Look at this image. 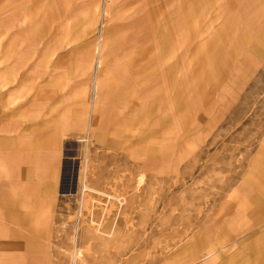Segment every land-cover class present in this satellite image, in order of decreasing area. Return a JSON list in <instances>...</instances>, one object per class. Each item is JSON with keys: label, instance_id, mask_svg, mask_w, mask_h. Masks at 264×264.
Here are the masks:
<instances>
[{"label": "rangeland", "instance_id": "obj_1", "mask_svg": "<svg viewBox=\"0 0 264 264\" xmlns=\"http://www.w3.org/2000/svg\"><path fill=\"white\" fill-rule=\"evenodd\" d=\"M82 1L86 9L92 8V0ZM142 2L144 7L141 5V8H145L146 1ZM23 3L22 0H0V6L3 4L5 7V14L0 18V31L4 29L6 34L14 36L22 44L18 51L26 52L22 56V62L17 64L19 69L13 72L15 74L19 71L27 74L31 71L33 64L28 61L29 56L34 51L37 54L44 51L43 47H36L28 55L29 34L20 33L21 23L27 20L22 19V15L18 13V7ZM51 8L54 12L62 10L63 18V0H52ZM99 8V21L89 38L94 37L96 42L93 47L95 62L98 59L95 48L100 39L103 40V46L107 45L105 52L111 47L106 36L108 20L102 23L101 29L99 25L105 13L104 0H100ZM108 8L110 17L114 20L112 23L119 26L120 31L124 30L128 38L132 32H136L133 31L134 28H141L139 17L135 16L134 0H112ZM219 9L233 22L234 27H251L252 24L261 30L235 31L230 33L229 39H222L219 43V55L221 60H227L222 64L224 76L210 79L209 75L201 71L190 77L186 73L181 75L178 126L171 120L172 112L168 106H163L165 101L162 95L145 94L160 93L161 90L156 91L152 87L142 90L141 98L145 100L146 109L139 110L138 114L153 115L147 107L149 103H157V122L154 115L148 119L147 136L159 140L158 150L165 153L164 158L143 159L144 157L129 153L135 149L133 146L121 144L134 130L140 128L141 122L136 119L133 124L127 123L126 131L124 130L127 113L123 109L124 106L133 107L134 100L127 95L121 96L122 92L112 94L105 110L100 113L96 126L92 127L93 124L90 123L89 110L83 123L76 121V106L85 104L82 106L90 109L88 103L91 104L94 93L92 76L95 64L90 67L89 59L85 61L82 54L71 53L61 70L54 72L63 71V143L61 149L56 150L57 159L40 160V168L48 169L49 165L54 167L55 183H61V176L64 174L61 193L56 189L54 196L56 200L63 201L62 208L60 203L54 213L61 216L60 222L53 224L59 238L51 241V244L47 243V246L61 249L62 252L58 251L55 256L50 257L53 259L52 263H58L60 253H63V263L87 264L84 254L96 243L100 264H155V259L181 244L189 231L198 227L202 232L209 231L210 223L200 224L198 221H202L211 210L217 209L219 200L223 198L219 194L226 195V192H216L215 189L219 185L228 189L232 184L241 182L242 165L246 160V153H250L252 148L243 142L253 132H262L264 129V0H229L228 5L224 4ZM98 11L97 8V13ZM97 13H94L91 24L95 22ZM128 15L130 18H127ZM132 19L138 22L133 21L129 25ZM60 33L53 36L55 47L51 56L59 49L58 45H63V32ZM255 34H258L260 41L258 48L248 51V48H242V35L247 40L255 37ZM234 35L236 37L232 38ZM55 36H58L57 40ZM122 38L123 35L115 36L116 41ZM140 42L134 38L131 43L139 46ZM196 47L198 46L195 45V49ZM232 47H237L236 60H231L228 56L227 50L232 51ZM156 48L157 46L155 50ZM182 50L181 56L184 55ZM124 52L116 53L115 63ZM133 54L131 50V55ZM155 54L156 52L153 56ZM124 60L128 64L125 66L124 62L120 66L119 75L98 93L96 105L92 104L95 110L111 95L106 90L109 86L115 84L126 87L132 69L137 71L135 65L130 64V51ZM105 65L108 71L112 67ZM129 65L133 68H129ZM184 66L181 62V68ZM253 88L258 91L252 92ZM162 114L167 115L160 123L158 119ZM34 122L38 124L39 120ZM175 136L180 137L178 144L171 143ZM142 147L149 150L150 145ZM153 150L155 154L156 149ZM44 178L37 180V187L42 181H48ZM63 215L66 216L67 223H63ZM189 216H196L197 223L188 224ZM39 225L49 226L44 223ZM81 230L87 234L83 238L80 235L76 238V232ZM93 234L98 239H91ZM109 253H114L113 257L110 255L113 260H108ZM37 263L41 262L37 260Z\"/></svg>", "mask_w": 264, "mask_h": 264}, {"label": "crops", "instance_id": "obj_2", "mask_svg": "<svg viewBox=\"0 0 264 264\" xmlns=\"http://www.w3.org/2000/svg\"><path fill=\"white\" fill-rule=\"evenodd\" d=\"M22 1L24 3L18 7V13L27 21L21 23L20 33L29 34L28 55L36 47H43L44 51L40 54L34 51L29 56L28 61L33 64L31 71L27 74L19 71L15 74L13 72L19 69L17 64L22 62V56L26 52L18 51L22 44L14 36L6 34L4 29L0 31V264H67L63 263V253H60L58 263H52L53 259L50 257L62 251L47 246V243L51 244V241L59 238L53 224L59 223L61 216L54 213L60 203L62 208L63 201L56 200L54 196L56 189L61 193L64 174L61 176V183H55L54 167L49 165L48 169L40 168L41 159H57L56 150L61 149L63 143V71L54 72L61 70L63 63L75 52L85 56V61L89 59L90 67L95 64L92 76L94 93L91 104L88 103L90 109L82 106L85 104L76 106V121L83 123L89 110L90 123L93 124L92 127L96 126L100 113L105 110L112 94L122 92L121 96L127 95L134 100L133 107L122 104L127 113L124 130L126 131L127 123L133 124L136 119L141 122L140 128L134 130L121 144H130L135 148L130 154L158 160L164 158L165 154L158 150L160 142L147 136L148 119L153 115L156 117L157 103H149L147 107L153 115L138 114L139 110L146 109L145 100L141 98L142 90L147 87L161 90L160 93L155 91L156 93L145 94L162 95L165 101L163 106H168L172 112L171 120L178 126L181 75L186 73L190 77L203 72L210 79L224 76L222 64L227 60H221L219 55V43L222 39H229L230 33L235 31L259 32L261 29L252 24L251 27H234L233 22L219 9L224 4L228 5L229 0H145V8H141V5L144 7L143 0H134L135 16L139 17L141 28H134L133 31L136 32H132L133 37L131 35L128 38L124 30L120 31L119 26L112 23L114 20L111 19L108 8L112 0H104L106 8L99 25L101 29L102 23L108 20L106 36L111 47L105 52L107 45L103 46V40L100 39L95 48L98 57L95 62L93 47L96 42L94 37L89 38L99 21L100 0H92L91 9H86L81 0H63V18L62 10L52 11V0ZM94 13H97V17L91 24ZM4 14L5 7L1 4L0 18ZM129 15L127 18H130ZM138 20L132 19L129 25ZM60 32H63V45L61 42L59 49L51 56L55 47L53 36L61 34ZM117 34L123 35L119 41L115 39ZM255 35L247 40L242 35V48H248L247 51L257 49L260 41L258 34ZM56 37L58 36H55L57 40ZM235 37L236 35L232 36ZM134 38L141 41L139 46L131 43ZM195 45L198 46L196 49ZM156 46L159 50H155ZM181 49L184 52L182 56ZM235 49L232 47V51L227 50L231 60H236ZM131 50L134 52L133 56ZM129 51L132 57L130 64L135 65L137 71L129 65L133 72L130 70L132 73L127 86H109L106 90L111 95L95 110L92 104L96 105L98 93L119 75L120 66L124 64ZM122 52V57L115 63L116 53ZM154 52L156 54L153 56ZM181 62L185 64L182 68ZM105 64L112 66L109 71ZM126 64L128 61L124 65ZM20 75L22 78L18 77ZM121 76L122 74L119 78ZM18 80L21 82L18 83ZM251 91L257 92L258 89L253 88ZM166 115L162 114L158 121L161 123ZM34 120H39V123ZM173 138L172 144L180 142L179 136ZM155 144L157 147H154ZM243 144H249L252 148L250 153L247 151L242 165L241 182L232 184L228 189L219 185L215 191L226 192V195L219 194L223 198L219 200L217 209L211 210L202 221H198L200 224L210 223L209 231L202 232L200 227L189 231L181 244L155 259V264H264V129L247 136ZM146 145H150L149 150L142 147ZM42 178H47L48 181H42L37 187V180ZM65 217L63 215V223H67ZM195 217L189 216L187 223L196 224ZM43 223L49 226L39 225ZM85 234L87 233L83 230L77 231L76 238L79 235L83 238ZM91 239L96 240L98 237L93 234ZM60 244L62 245L61 242ZM110 255L113 257L114 253H109L108 256V260H113ZM41 256L44 258L41 259ZM84 256L87 264L89 261L91 264H100L96 243H93L91 249H87ZM37 260L41 263H37Z\"/></svg>", "mask_w": 264, "mask_h": 264}, {"label": "bare ground", "instance_id": "obj_3", "mask_svg": "<svg viewBox=\"0 0 264 264\" xmlns=\"http://www.w3.org/2000/svg\"><path fill=\"white\" fill-rule=\"evenodd\" d=\"M78 258V257H77Z\"/></svg>", "mask_w": 264, "mask_h": 264}]
</instances>
